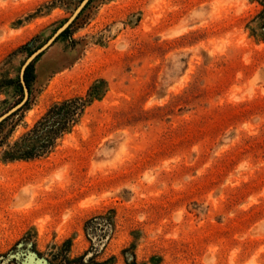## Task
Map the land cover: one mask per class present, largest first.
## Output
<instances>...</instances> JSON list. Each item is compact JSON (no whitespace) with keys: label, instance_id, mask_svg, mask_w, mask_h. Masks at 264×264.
<instances>
[{"label":"rangeland","instance_id":"1","mask_svg":"<svg viewBox=\"0 0 264 264\" xmlns=\"http://www.w3.org/2000/svg\"><path fill=\"white\" fill-rule=\"evenodd\" d=\"M81 2L0 0V116L22 100L27 58ZM260 10L89 0L31 61L27 105L0 130V264L15 252L22 262L7 264H30L28 252L48 264H264ZM92 86L51 150L4 158Z\"/></svg>","mask_w":264,"mask_h":264},{"label":"trees","instance_id":"2","mask_svg":"<svg viewBox=\"0 0 264 264\" xmlns=\"http://www.w3.org/2000/svg\"><path fill=\"white\" fill-rule=\"evenodd\" d=\"M255 1L259 3L261 10L254 20L257 23V27L260 30H264V0ZM67 31L68 29L62 32L61 35H64ZM23 78L28 86L32 78V62L23 71ZM17 84L20 88L19 99L21 100L23 90L21 84L19 82ZM94 90V86L90 87L85 99L76 97L51 106L39 121L35 123L34 127L22 138L21 142H16L8 147V150L4 153V158L6 160H29L40 157L51 150L56 140L67 133L77 122L91 98L97 95L94 93ZM26 105L27 102L17 111L22 110ZM15 114L14 112L0 122V130H2L5 122Z\"/></svg>","mask_w":264,"mask_h":264},{"label":"water","instance_id":"3","mask_svg":"<svg viewBox=\"0 0 264 264\" xmlns=\"http://www.w3.org/2000/svg\"><path fill=\"white\" fill-rule=\"evenodd\" d=\"M89 0H82V2L80 3V5L78 6V8L76 9V11L73 13V15L55 32V34L43 45L41 46L39 49H37L33 54H31V56L29 58H27V60L25 61L21 72H20V76H19V82L21 84L22 90H23V98L22 100L16 104L14 107H12L10 110H8L7 112H5L3 115L0 116V122L2 120H4L5 118H7L8 116H10L11 114H13L14 112H16L17 110H19L24 103L27 101L28 98V88L27 85L24 81L23 78V71L25 69V67L32 61L34 60L39 54H41L44 50H46L53 42L54 40L57 38V36L63 32L69 25L70 23L73 21V19L75 18V16L77 15V13L80 11V9L88 2ZM28 256L30 257V259L32 260V262L30 264H37L38 262L40 264H48L47 261L45 259L39 258L37 256L36 253L34 252H28ZM16 261V262H22V257L20 256V254L18 252L15 253H10L3 261V264H7L10 261Z\"/></svg>","mask_w":264,"mask_h":264}]
</instances>
